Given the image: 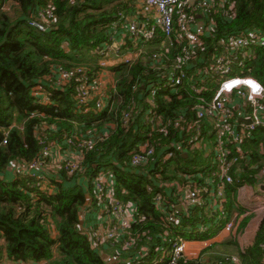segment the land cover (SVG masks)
<instances>
[{"label": "built area", "instance_id": "built-area-1", "mask_svg": "<svg viewBox=\"0 0 264 264\" xmlns=\"http://www.w3.org/2000/svg\"><path fill=\"white\" fill-rule=\"evenodd\" d=\"M124 2L128 8L115 13L107 25L108 35L97 49L95 76L89 68L72 67L61 71L51 88L62 92L71 87L80 115L109 114L115 92V69L140 60L158 73L156 81L146 88L140 87L146 92L144 108H137L132 100L123 116L127 126L132 116L141 114L133 133L142 141L135 144L124 164H112L147 179L146 191L153 196L151 208L165 225L158 237L160 242H152L146 232L133 233V226L144 218L135 203L115 198V180L108 170L98 171L90 184L84 179L94 204L83 208L82 231L99 255L111 253L113 264H176L182 258H190L186 253L190 245H200L203 251L210 247L211 240L219 241L224 235L234 237L242 219L261 215L257 217L258 229L264 217V192L260 190L264 186V164L259 166L247 158L252 154L250 140L256 131H264V86L252 77L233 74L237 69L245 70L258 51L264 49V29L253 26L215 37V18L222 15L225 21L233 20L236 0ZM36 17L38 22L34 26L42 31L49 28L55 21L52 4L37 11ZM176 45L183 49L171 55ZM160 94L168 101V96L180 99L181 95H188L193 103H188L186 113H178L173 121L164 124L156 105ZM32 95L40 98V106L50 103V93L36 88ZM88 102L91 106H87ZM83 127L84 122L74 123L63 133L62 142L42 145L38 156L26 167L16 164L18 173L28 177L31 189L50 193L51 173L63 169L72 175L79 169L83 153L92 150L96 140L84 135ZM170 131H175L179 139L163 143L162 138H167ZM258 148L264 155V146L259 144ZM178 156L190 157L195 172L185 171L176 179H168L172 176L170 168L164 169ZM242 164L256 170L251 176L253 184L241 172ZM248 189L255 190L252 201L239 207L237 200L232 209L230 197L234 192L230 197L228 193L235 190L236 197H241ZM50 229L54 233L52 224ZM226 260L240 264L237 256ZM260 262L264 264V255ZM0 264L20 263L5 259Z\"/></svg>", "mask_w": 264, "mask_h": 264}, {"label": "trees", "instance_id": "trees-1", "mask_svg": "<svg viewBox=\"0 0 264 264\" xmlns=\"http://www.w3.org/2000/svg\"><path fill=\"white\" fill-rule=\"evenodd\" d=\"M49 3L54 7L55 21L42 31L34 26L38 22L36 12L45 10ZM127 8L124 0H0V262L8 259L20 264H108L104 256L91 248L82 231L83 208L93 201V197H88L89 186L84 179L90 184L92 176L100 170L113 174L115 198L135 203L143 216L144 221L133 226V233L146 232L152 242H160L158 237L165 225L151 208L153 196L146 191L147 179L143 174L123 171L112 164L113 161L124 164L135 144L142 141L133 133L134 123L141 114L132 116L127 126L123 124V116L132 100L137 108H144L145 88L157 80L158 73L140 60L115 69L112 77L115 92L109 114L80 115L74 106L71 87L62 92L51 88L54 78L72 67L89 68L95 76L97 49L108 35L107 25L117 11ZM215 20V37L253 26L264 29V0H236L233 20L225 21L222 15ZM181 47L176 45L170 54H179ZM233 74L252 77L264 86V49L258 51L245 70L237 69ZM141 86L144 90H140ZM36 88L41 93H50L48 105L38 104L40 98L32 95ZM163 96L158 95L156 105L164 124L173 121L178 113H186L188 103H193L188 95H181L180 99L168 96L169 101ZM80 122L85 123L84 135L96 138L93 149L83 153V162L72 175L63 169L49 175L50 193L31 189L28 177L21 172L12 181L6 179L12 164L26 167L38 156L42 145L62 142L63 133ZM178 139L175 131H170L162 141L169 144ZM252 139V154L247 158L257 165L264 164V155L258 148L259 144L264 146V131H256ZM193 165L190 157L178 156L164 170L170 168L172 176L168 179H176L185 171L195 172ZM241 172L253 184L251 176L256 170L242 164ZM163 178H167L165 171ZM233 192L230 199L236 196L235 190L228 196ZM177 216L180 217L179 213ZM249 220L242 219V228ZM263 244L264 217L252 243L236 249L240 264H261ZM213 245L201 251L197 258H182L176 264H231L221 257L208 256Z\"/></svg>", "mask_w": 264, "mask_h": 264}, {"label": "crops", "instance_id": "crops-1", "mask_svg": "<svg viewBox=\"0 0 264 264\" xmlns=\"http://www.w3.org/2000/svg\"><path fill=\"white\" fill-rule=\"evenodd\" d=\"M18 167L16 164H12L10 166V168L7 170V173H6V179H10L11 181L14 180L16 178V173H18L17 171ZM255 195V190L254 189H248L241 197H234V198H231L230 199V206L231 208L233 209V203H236V201L238 200V206L241 207L245 204V203H249L252 201V198H251V195ZM230 197V196H229ZM261 215H255V214H252L250 215V220L247 222V224L245 225L244 228H242L241 225H239V231L240 232H237V233H242L244 231V234L241 236L240 240L242 239L243 243L246 244L245 247L249 246L254 237H255V234L257 233V223H255V225H252V222L254 221L253 219L257 218V217H260ZM255 222V221H254ZM250 223V224H249ZM242 229V230H241ZM238 231V230H237ZM52 236H54V233H52ZM195 237H199V235H195ZM215 243H218V241H215ZM189 251L187 253V255L190 257V258H197L198 257V254L199 252L201 251L202 249V246L200 245H190L188 247ZM242 249V248H240ZM111 253L109 252H106V255H104V257H107L106 260L108 262V264H113L111 260H113L112 258H110Z\"/></svg>", "mask_w": 264, "mask_h": 264}, {"label": "rangeland", "instance_id": "rangeland-1", "mask_svg": "<svg viewBox=\"0 0 264 264\" xmlns=\"http://www.w3.org/2000/svg\"><path fill=\"white\" fill-rule=\"evenodd\" d=\"M9 14H11L10 11H8ZM12 15V14H11ZM77 171V170H74ZM127 171V170H126ZM93 201L91 203H87V205H92ZM97 216V214H96ZM255 221V222H254ZM254 221L252 222V225H255V223H258L259 218H255ZM250 224V223H249ZM240 232V231H239ZM243 235L242 233H236L234 237L231 235H224L219 238L218 243L215 244V241L218 240H211L208 242V244H214L213 248L210 251V257H221L226 260V258H231V257H236L237 248H244L246 244L243 243L242 239L240 240L241 236ZM208 239V238H207ZM190 252L189 249L187 248L186 253Z\"/></svg>", "mask_w": 264, "mask_h": 264}, {"label": "water", "instance_id": "water-1", "mask_svg": "<svg viewBox=\"0 0 264 264\" xmlns=\"http://www.w3.org/2000/svg\"><path fill=\"white\" fill-rule=\"evenodd\" d=\"M260 190L264 192V186H262V187L260 188Z\"/></svg>", "mask_w": 264, "mask_h": 264}]
</instances>
